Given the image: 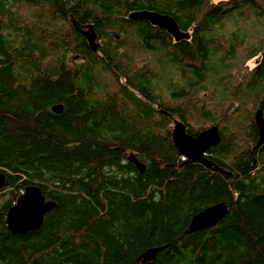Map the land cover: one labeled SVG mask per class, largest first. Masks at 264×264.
<instances>
[{"label": "trees", "instance_id": "16d2710c", "mask_svg": "<svg viewBox=\"0 0 264 264\" xmlns=\"http://www.w3.org/2000/svg\"><path fill=\"white\" fill-rule=\"evenodd\" d=\"M140 10L190 37L129 18ZM258 110L264 0H0V264H264ZM176 120L218 129L206 158L224 172L183 158ZM29 186L56 206L13 233ZM222 202L219 222L190 230Z\"/></svg>", "mask_w": 264, "mask_h": 264}, {"label": "water", "instance_id": "95a60500", "mask_svg": "<svg viewBox=\"0 0 264 264\" xmlns=\"http://www.w3.org/2000/svg\"><path fill=\"white\" fill-rule=\"evenodd\" d=\"M129 18L140 21H147L153 26L159 27L169 33L175 41H181L190 37L189 32H184L180 29L176 20L167 14H160L155 11L140 10L134 11L129 15ZM90 47L97 50L99 43L96 35L90 31L84 33ZM62 105H55L52 111L60 113ZM256 121L262 125L263 132L259 144L264 142V118L261 110L256 113ZM174 143L181 155L188 160L198 161L208 167H213L214 170L224 172V169L214 166L206 158L207 151L220 141V135L216 127L208 128L196 136L188 133L187 127L179 120L174 122L172 130ZM6 173L0 171V188L5 185ZM56 206L54 201H47L42 193V190L37 186H29L18 197L17 202L12 206L6 216V222L9 229L13 233H23L38 229L44 219L46 213ZM228 208L225 203L213 205L195 215L190 224L191 231H197L206 227H211L219 222L226 214ZM158 249L148 250L144 256V261H150L156 255Z\"/></svg>", "mask_w": 264, "mask_h": 264}, {"label": "bare ground", "instance_id": "6f19581e", "mask_svg": "<svg viewBox=\"0 0 264 264\" xmlns=\"http://www.w3.org/2000/svg\"><path fill=\"white\" fill-rule=\"evenodd\" d=\"M8 4V3H7ZM12 5V4H11ZM9 7V6H8ZM84 33H86V32H83V34ZM84 36H85V34H84ZM86 37V36H85ZM87 39V38H86ZM255 49V48H254ZM257 53V52H256ZM68 56H69V54H68ZM64 58V57H63ZM66 59V58H65ZM68 59H70V58H68ZM71 61V60H70ZM66 63H67V60L65 61ZM55 113V112H54ZM59 114V113H58ZM207 124V123H206ZM207 127V126H206ZM210 161V160H209ZM222 173V172H221ZM7 180V179H6ZM28 184V183H27ZM30 185V184H29ZM5 187V186H4ZM4 187H2V189L4 188ZM22 187H23V185H22ZM21 187V188H22ZM9 188V187H8ZM26 189V188H25ZM223 203V202H222ZM218 204H220V203H218ZM217 205V204H216ZM7 215V214H6ZM142 262H145L144 260H142Z\"/></svg>", "mask_w": 264, "mask_h": 264}, {"label": "rangeland", "instance_id": "374dc122", "mask_svg": "<svg viewBox=\"0 0 264 264\" xmlns=\"http://www.w3.org/2000/svg\"><path fill=\"white\" fill-rule=\"evenodd\" d=\"M2 200H0V202H1Z\"/></svg>", "mask_w": 264, "mask_h": 264}]
</instances>
